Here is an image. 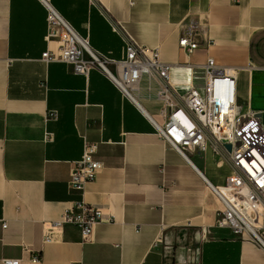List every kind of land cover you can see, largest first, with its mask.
Wrapping results in <instances>:
<instances>
[{
  "label": "crops",
  "instance_id": "crops-1",
  "mask_svg": "<svg viewBox=\"0 0 264 264\" xmlns=\"http://www.w3.org/2000/svg\"><path fill=\"white\" fill-rule=\"evenodd\" d=\"M51 1L108 57L126 54L111 15L167 63L213 57L235 67L239 102L264 118V0ZM189 25L200 42L192 53L179 44ZM46 35L41 0H0V264H264L263 243L218 226L223 203L212 186L232 167L212 140L183 155L148 117L163 121L155 82L148 90L142 78L136 104L98 69L85 76L46 62L58 47ZM86 141L98 143L104 167L84 197L103 221L91 241L70 225L45 243L44 221L80 198L69 179Z\"/></svg>",
  "mask_w": 264,
  "mask_h": 264
},
{
  "label": "built area",
  "instance_id": "built-area-1",
  "mask_svg": "<svg viewBox=\"0 0 264 264\" xmlns=\"http://www.w3.org/2000/svg\"><path fill=\"white\" fill-rule=\"evenodd\" d=\"M41 1L47 10L46 37L58 41L57 49L45 51L42 58L46 62H64L75 73L85 76L92 69H98L136 104L142 78H148V90L155 82L163 121L148 117L159 136L183 155L194 149L204 150L211 139L232 167L222 186H212L223 203L218 226L264 244L261 239L264 231V118L261 111L240 105L234 71L218 64L213 57L193 65L167 63L161 59L157 47L138 43L111 15L114 30L123 35L126 54L120 59L108 57L94 49L51 0ZM179 44L189 53L200 47L194 25L187 27ZM46 138L51 139L52 133L47 132ZM226 144L231 145L230 150ZM97 150L98 143L86 141L82 156L73 161L69 186L80 198L72 201L59 218L44 221L45 243L52 241L53 230L70 225L80 229L83 242L91 241L96 225L103 221V210L84 197L87 185L95 181L104 167L96 159ZM5 262L20 263L18 259H5ZM72 264L84 263L74 261Z\"/></svg>",
  "mask_w": 264,
  "mask_h": 264
},
{
  "label": "rangeland",
  "instance_id": "rangeland-1",
  "mask_svg": "<svg viewBox=\"0 0 264 264\" xmlns=\"http://www.w3.org/2000/svg\"><path fill=\"white\" fill-rule=\"evenodd\" d=\"M240 105H242V106L245 107L244 102H240ZM249 108H250V107H245V109H249Z\"/></svg>",
  "mask_w": 264,
  "mask_h": 264
},
{
  "label": "water",
  "instance_id": "water-1",
  "mask_svg": "<svg viewBox=\"0 0 264 264\" xmlns=\"http://www.w3.org/2000/svg\"><path fill=\"white\" fill-rule=\"evenodd\" d=\"M226 148L230 150L231 149V145L230 144H226Z\"/></svg>",
  "mask_w": 264,
  "mask_h": 264
},
{
  "label": "bare ground",
  "instance_id": "bare-ground-1",
  "mask_svg": "<svg viewBox=\"0 0 264 264\" xmlns=\"http://www.w3.org/2000/svg\"><path fill=\"white\" fill-rule=\"evenodd\" d=\"M230 67H231V66H230ZM231 69H233L234 71H236V68H235V67H233V66L231 67Z\"/></svg>",
  "mask_w": 264,
  "mask_h": 264
}]
</instances>
